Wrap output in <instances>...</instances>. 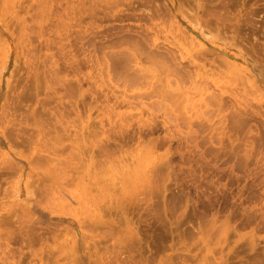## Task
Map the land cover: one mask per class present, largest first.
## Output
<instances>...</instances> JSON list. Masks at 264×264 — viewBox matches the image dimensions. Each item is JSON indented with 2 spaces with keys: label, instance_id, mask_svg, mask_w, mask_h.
<instances>
[{
  "label": "rangeland",
  "instance_id": "374dc122",
  "mask_svg": "<svg viewBox=\"0 0 264 264\" xmlns=\"http://www.w3.org/2000/svg\"><path fill=\"white\" fill-rule=\"evenodd\" d=\"M0 264H264V0H0Z\"/></svg>",
  "mask_w": 264,
  "mask_h": 264
},
{
  "label": "bare ground",
  "instance_id": "6f19581e",
  "mask_svg": "<svg viewBox=\"0 0 264 264\" xmlns=\"http://www.w3.org/2000/svg\"><path fill=\"white\" fill-rule=\"evenodd\" d=\"M123 213H124V212H123ZM100 219H101V218H100ZM102 219H103V218H102ZM97 220H99V218H98ZM95 221H96V220H95ZM101 221H102V220H101ZM101 221H98V222L101 224ZM98 222H97V223H98ZM99 223H98V224H99ZM102 223H103V222H102ZM103 224H105V223H103Z\"/></svg>",
  "mask_w": 264,
  "mask_h": 264
}]
</instances>
